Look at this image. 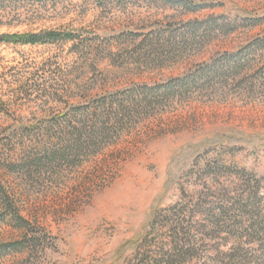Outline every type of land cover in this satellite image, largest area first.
I'll return each instance as SVG.
<instances>
[{
    "label": "rangeland",
    "instance_id": "374dc122",
    "mask_svg": "<svg viewBox=\"0 0 264 264\" xmlns=\"http://www.w3.org/2000/svg\"><path fill=\"white\" fill-rule=\"evenodd\" d=\"M49 31L75 38L0 43V244L19 242L0 264H131L169 248L179 224L198 248L186 264L264 244V229L241 237L222 219L212 237L218 218L189 216L249 193L264 214V0H0V37ZM225 60L239 63L227 82L177 98L79 166L24 163L37 150L27 137L72 106Z\"/></svg>",
    "mask_w": 264,
    "mask_h": 264
},
{
    "label": "trees",
    "instance_id": "16d2710c",
    "mask_svg": "<svg viewBox=\"0 0 264 264\" xmlns=\"http://www.w3.org/2000/svg\"><path fill=\"white\" fill-rule=\"evenodd\" d=\"M45 36L46 38H44ZM74 38L71 33L49 31L41 36L38 34L18 38L9 36L7 39L1 36L0 43L12 41L23 44H42L45 41L74 40ZM238 64V62L231 63L229 60L204 63L198 65L191 74L182 77L177 76L156 84L144 83L123 91L96 96L87 102L72 106L69 110L42 124L37 134L27 137L30 142L28 145L36 144L37 150L34 153H32L33 151L24 153V163L63 162L77 167L110 145L124 131L136 126L144 118L159 111L177 98L189 97L197 91H209L215 83L227 82L228 73L233 68L236 69ZM1 193L7 196L3 188H1ZM253 193H255V189ZM247 197L249 198L238 197L229 206L225 202H215V204L212 202V206L209 204L210 206L205 208L204 212L200 210L201 205L197 204L198 207L193 211L195 214H189V216L194 217L198 212L207 219L218 218L211 223L212 226L214 224V230L207 234L212 237L214 233L221 232L218 230L219 227L224 228L223 224L226 221L222 219L230 218L234 222L240 223L238 228L241 230V237L254 235L259 239L258 233L264 229V225H262L264 214L259 215L261 212L258 210L259 206L251 203L250 198L255 199V195L249 193ZM0 206H3V203ZM242 214H247L249 219L245 226ZM181 215L184 217L183 214L171 216L179 220ZM237 218L239 221L235 220ZM202 226L204 229L207 228L206 225H198L199 228ZM186 227L180 224L171 227L167 241V245H171L169 248L162 246L155 252V255L137 250L131 259V264H186L198 250L185 236L186 233L189 234L187 231H191L190 228L186 232L183 231ZM227 228L234 230L232 226H227ZM18 243L0 244V253L17 249ZM234 250L235 252L230 253L229 256L227 254L229 259L227 264H242L244 260L261 261L259 264H264V244H260L258 249L252 252L241 250L242 253H240L238 249Z\"/></svg>",
    "mask_w": 264,
    "mask_h": 264
}]
</instances>
